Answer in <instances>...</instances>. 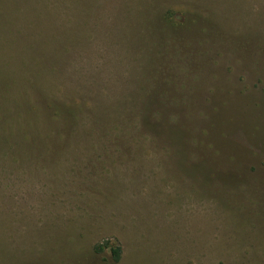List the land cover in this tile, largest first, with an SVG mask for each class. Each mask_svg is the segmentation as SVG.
<instances>
[{
  "label": "rangeland",
  "instance_id": "rangeland-1",
  "mask_svg": "<svg viewBox=\"0 0 264 264\" xmlns=\"http://www.w3.org/2000/svg\"><path fill=\"white\" fill-rule=\"evenodd\" d=\"M146 79L149 139L88 134ZM0 264H264V0H0Z\"/></svg>",
  "mask_w": 264,
  "mask_h": 264
},
{
  "label": "trees",
  "instance_id": "trees-1",
  "mask_svg": "<svg viewBox=\"0 0 264 264\" xmlns=\"http://www.w3.org/2000/svg\"><path fill=\"white\" fill-rule=\"evenodd\" d=\"M159 15L157 16V19L159 20V23L163 22L167 25L168 28H181L183 25H186L189 19V11L188 9L182 8H175V7H169L164 10H159ZM153 23H155V20H152ZM150 79V78H149ZM154 81H149L146 79V81H142V84H137L135 86L136 90H140L144 92L142 96H139L136 94V96L132 99V105H126L123 104L117 108V110H122L123 112L129 113L127 115L128 121L132 126H134L131 122L135 123L136 126H134V129H126L123 127H115V126H109L107 123H103V118L100 113L94 114L95 119H91L92 127L90 129V134L92 137H98L99 139H103L104 141L107 140H147L148 132L145 130V125L143 126L141 120L144 117L143 114V107H141V103L150 102L154 97L156 96H149V89H151V85H153ZM160 95V93H159ZM157 95V96H159ZM79 100V101H78ZM78 100H75L73 102H70L69 104H64V102H52L50 106L47 108L48 112L43 113L44 116H48L46 121L49 125L48 132L44 135L40 134V138H43L45 140L49 139L57 141H67L70 140V138L74 137V132L76 131L79 124L81 123V112L85 109V103L81 101L79 98ZM160 101V100H159ZM140 104V105H139ZM160 104H164L163 101H160ZM43 114H40V121H43ZM80 114V115H79ZM150 114V113H149ZM151 122L153 125H156V123L161 127L165 126V122L161 118V113L158 111V109H154L151 111ZM132 117H135L132 119ZM62 119L63 124L65 128L68 126V132H66V135L64 133H56L53 137V130H56L58 127V121ZM127 119V120H128ZM148 122L149 127H152V125ZM118 126V125H116ZM157 126V125H156ZM115 128H119L116 131ZM140 130H143V132ZM94 249L96 251H103L106 250L109 253V256L112 258L113 261L118 262L121 258L122 249L119 243L112 242L109 240H106L104 243H98L95 245Z\"/></svg>",
  "mask_w": 264,
  "mask_h": 264
}]
</instances>
